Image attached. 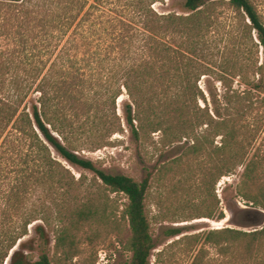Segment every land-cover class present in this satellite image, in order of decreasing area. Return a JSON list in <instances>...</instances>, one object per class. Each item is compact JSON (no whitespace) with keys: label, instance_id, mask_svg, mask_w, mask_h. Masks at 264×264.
<instances>
[{"label":"trees","instance_id":"1","mask_svg":"<svg viewBox=\"0 0 264 264\" xmlns=\"http://www.w3.org/2000/svg\"><path fill=\"white\" fill-rule=\"evenodd\" d=\"M159 1L166 3L0 0V35L13 43L0 52V264L17 245L10 264H69L87 230L115 224L108 191L127 198V264H150L157 246L146 205L153 170L147 167L141 181L109 173L81 154L117 146L115 135L125 132L120 115H126L146 163L184 141L183 154L157 163L162 175L184 174L196 162L218 181L246 161L255 138L247 115L264 100V20L257 5L185 0L181 11L162 12L155 7ZM214 74L228 86L239 77L248 87L227 89L212 109L198 82ZM122 95L127 101L120 113ZM203 124L209 129L199 133ZM216 136H222L220 145L214 144ZM64 160L83 170L79 178ZM86 171L93 174L90 183ZM239 190L264 208L262 157L245 164ZM205 212L225 218L218 198ZM255 224L262 226L237 233L252 237L247 249L259 256L264 217ZM30 225L44 246L38 258L28 246L37 240H26ZM230 230H210L206 241L219 245ZM53 241L54 257L47 249Z\"/></svg>","mask_w":264,"mask_h":264},{"label":"rangeland","instance_id":"2","mask_svg":"<svg viewBox=\"0 0 264 264\" xmlns=\"http://www.w3.org/2000/svg\"><path fill=\"white\" fill-rule=\"evenodd\" d=\"M156 3L155 7L159 11L175 9L181 11L185 0H165ZM257 5L264 20V0H253ZM169 3V5H168ZM224 12L231 11L224 7ZM255 41L258 42L256 31L253 32ZM13 43L6 36L0 35V52L11 49ZM217 53V50H216ZM220 55H216L219 60ZM259 62H263V47H259ZM264 76V73H263ZM261 74L253 77L254 82H258ZM225 82L217 79L214 75L201 76L198 86L204 92L207 100L213 109L223 100V95L229 89H246L248 85L240 83L239 77L230 78ZM264 97V93H261ZM126 96L117 99V109L122 113L124 108L123 101ZM254 101L256 98L254 97ZM204 105L202 100L199 101ZM122 118V134L117 137V146L106 147L97 151H81V154L92 159L98 166L104 168L109 173H122L132 176L138 180H143L149 167L153 170L154 177L146 200L147 214L151 221L152 234L156 241V248L153 251L150 264H192L199 256L198 264H263L264 249L260 255L252 254L247 249V244L251 236H242L238 231L252 232L262 225L255 224L256 221L264 217V208L254 204L252 201L240 195L239 187L243 182L245 164L251 159L262 157L264 161V100L258 103V109H253L247 120L250 129L255 136L252 145L248 149V155L243 165L237 167L230 176H224L215 181L214 177H209L207 167L197 166L192 162L190 170L184 174H166L158 172L157 163L173 161L184 152V141L168 148L164 153L157 152L152 162L144 161V152L141 145L134 140L131 126L125 116ZM217 116V115H216ZM224 116V115H220ZM219 118V116H217ZM136 126L138 123L136 122ZM259 128V131H258ZM208 125L203 124L199 133L208 131ZM158 138V133H155ZM222 136L214 137V144L220 145ZM57 156L58 154L55 153ZM64 163L79 178L83 170L79 167ZM89 176L88 183L92 182L93 174L86 171ZM210 173V172H209ZM93 184V183H92ZM256 193L257 188L250 189ZM110 205L112 215L111 226H103L101 230H87L78 243V254L70 260L69 264H127L131 258V252L126 248V242L131 234L128 220L123 216V209L127 203V198L123 194L110 193ZM216 198L220 201V206L224 211V219H211L205 217L206 209ZM207 218L208 221H201ZM224 222V223H223ZM228 227L229 239L219 245L211 244L206 241V233L213 229ZM179 230V233L172 234V231ZM232 231V232H231ZM54 240L55 233H50ZM90 236L91 238H89ZM239 236V238H237ZM37 238L35 227L30 225L29 235L26 240ZM37 240V239H36ZM54 241L47 249L52 257L55 256ZM28 246L35 252L38 258L43 250V245L39 240L31 241ZM4 264H10L9 259Z\"/></svg>","mask_w":264,"mask_h":264},{"label":"bare ground","instance_id":"3","mask_svg":"<svg viewBox=\"0 0 264 264\" xmlns=\"http://www.w3.org/2000/svg\"><path fill=\"white\" fill-rule=\"evenodd\" d=\"M124 97H125V95H122V96H121V99H123ZM208 220H209V219H207V218L201 219V221H208ZM225 221H226V220L224 219V222H225ZM224 222H223V223H224ZM8 259H9V258H8ZM9 262H10V261H9Z\"/></svg>","mask_w":264,"mask_h":264},{"label":"water","instance_id":"4","mask_svg":"<svg viewBox=\"0 0 264 264\" xmlns=\"http://www.w3.org/2000/svg\"><path fill=\"white\" fill-rule=\"evenodd\" d=\"M18 247H19V245H17V246L13 249V251H11V253H10V257H9V261H10V259H11V256H12L14 250H16Z\"/></svg>","mask_w":264,"mask_h":264}]
</instances>
